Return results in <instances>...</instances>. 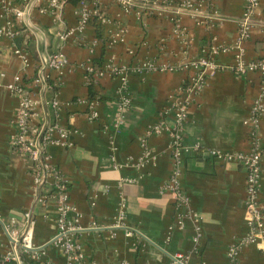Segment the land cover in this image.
<instances>
[{"label":"crops","instance_id":"0c3cea01","mask_svg":"<svg viewBox=\"0 0 264 264\" xmlns=\"http://www.w3.org/2000/svg\"><path fill=\"white\" fill-rule=\"evenodd\" d=\"M182 1L145 0L126 13L115 0H100L98 30L90 20L79 31L77 6L65 1L60 12H53L45 8L47 0H0V25L9 20L13 31L11 37L0 36V220L22 221L24 211L33 212V243L42 249L38 264H62L64 257L50 243L56 231L54 207L34 200L31 163L8 144L9 135L15 132L12 121L19 97L7 86L16 75L29 85L39 57L53 51H60L67 64L61 71L50 72L51 84L60 79L58 87L36 92L33 120L53 123L50 101L55 97L61 103L56 121L68 129L69 145H52L48 150L80 214L77 240L84 264H167L165 252L185 254L188 264H227L229 245L247 233L245 169L214 159L207 150L250 151L244 120L262 92L257 72L237 75L227 68L233 64V54L219 53L217 61L224 67L208 72L204 90L190 106L182 130L189 150L182 157L181 186L200 218L187 222L182 230L174 229L169 241L166 236L174 222V205L167 193L159 192L171 167L169 137L165 132L147 134V130L161 120L173 124L175 94L194 69L131 73V105L117 131L113 124L118 112V79L110 73L93 76L92 97L88 89L87 68L94 60L101 59V69L146 59L181 65L196 59L208 44L220 47L236 40L243 0H217L214 12L204 2L183 9ZM120 28L125 30L122 36L116 35ZM64 31H69L66 40L59 36ZM244 47L248 61L264 55L263 0ZM15 49L25 51V60ZM92 100L98 113L95 120L88 118ZM257 134L264 147V114ZM142 140L151 158L138 169ZM196 144L199 150H192ZM261 171L259 200L264 205V159ZM121 202L124 222L140 234L139 239L126 237L125 228L114 226ZM195 225L202 233L197 250L191 241ZM1 242H5L4 235ZM236 264H264V230L256 242L240 248Z\"/></svg>","mask_w":264,"mask_h":264},{"label":"built area","instance_id":"2783aa9c","mask_svg":"<svg viewBox=\"0 0 264 264\" xmlns=\"http://www.w3.org/2000/svg\"><path fill=\"white\" fill-rule=\"evenodd\" d=\"M115 1L126 13L136 10V7L145 2V0ZM216 1L184 0L180 3V7L193 9L196 4L204 2L211 12L215 8ZM99 2L100 0H89L88 2L80 0L76 12L79 31L85 27L93 16H96L99 21L102 20ZM63 3L64 0H47V7L45 8L53 12H60ZM259 4L260 0H243L242 14L237 23V36L233 43L220 47H212L208 44L202 47L196 59L188 63L169 65L158 63L153 59H146L128 66L107 64L100 71L93 74L94 77H97L104 73H110L118 79V112L113 124V130L117 131L123 121L125 111L131 105V96L128 92V76L131 73L144 75L151 71H173L182 67L194 69V72L184 80L175 94L173 124L168 126L161 120L147 130V134L165 132L169 137L171 167L168 177L159 190L162 194L167 193L174 205V222L167 229L166 241H169L170 234L174 229L182 230L187 222L198 221L200 218L199 214L190 206L189 197L181 186L182 157L189 150L184 143L182 130L187 120L190 106L205 88L208 72H215L224 67L217 61L218 54L221 52L233 54V64L227 68L237 75H244L251 71L259 74L263 83L262 92L253 101L249 114L244 120L251 143L250 151L247 153H232L220 149L207 150L214 159L222 162L238 163L246 172L245 208L248 215V231L238 242L229 245L227 264H236L240 248L256 242L264 230V205L259 200L264 147L257 134L258 121L264 114V55L248 61L245 58L244 47V43L249 39L251 29L254 26L255 11ZM15 15L20 16L21 12L15 11ZM10 26L11 22L9 20L0 25V36H13L12 27ZM124 33L125 30L120 28L116 35L122 36ZM59 36L62 40H66L69 37V31H64ZM14 53L25 60L26 53L24 50L15 49ZM130 53H132L131 50ZM66 64V58L60 51L44 53L39 57L36 75L29 85L22 82L20 75H16L7 86L9 91L19 97L12 121L15 132L9 135L8 144L14 152L25 156L31 163L30 171L34 200L43 204L51 203L54 207L56 231L50 243L61 250L64 257L62 264H84L85 255L82 246L77 240V233L81 229L79 223L80 214L75 205L70 202L68 182L51 161V155L48 150L52 145L62 147L69 145L68 129L56 121L61 110V103L55 97L50 101V107L54 113L53 123L42 122L37 124L33 120L36 115L35 107L38 104L35 98L36 92L40 88L58 87L60 79H55L52 84L48 83L50 72L61 71ZM87 72H92V66L87 68ZM94 104V100L89 102L90 111L88 118L91 120H95L98 117ZM141 145L143 151L136 162L138 169L143 168L151 158V151L145 145V140H142ZM191 149L197 151L199 146L196 144ZM124 207V202H121L114 226L125 228L124 234L126 237L139 239L140 234L128 227L124 222ZM34 223V214L31 210L23 212L22 221L11 220L2 222L0 220V247L4 248L3 251H0V264H29V262L38 264L42 249L33 243ZM2 235L5 237L4 243L1 242ZM201 236L200 226L195 225L191 241L196 250L200 247ZM165 254L168 258L167 264H188L186 255L181 252H165ZM90 264L96 263L91 262Z\"/></svg>","mask_w":264,"mask_h":264},{"label":"trees","instance_id":"16d2710c","mask_svg":"<svg viewBox=\"0 0 264 264\" xmlns=\"http://www.w3.org/2000/svg\"><path fill=\"white\" fill-rule=\"evenodd\" d=\"M65 2H67V3H69V4H71V5H73V6H77L78 4H79V2H80V0H64ZM85 1H89V0H85ZM261 1V0H260ZM264 1V0H263ZM91 21H93L94 23H95V28L98 30V24H96V21H98V19H97V17L96 16H93L92 18H91ZM101 59H98V60H94L93 62H92V72H87V76H88V78H89V82H88V89L90 90V96L92 97V95H93V92H92V87H93V80H94V78H93V74L95 73V72H98V71H100L101 70ZM48 83L49 84H51V80L49 81L48 80ZM90 97V98H91ZM29 264H37L36 262H29Z\"/></svg>","mask_w":264,"mask_h":264}]
</instances>
